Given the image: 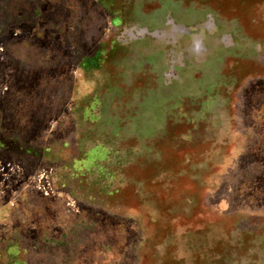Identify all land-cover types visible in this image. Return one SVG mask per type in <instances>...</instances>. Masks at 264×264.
I'll return each instance as SVG.
<instances>
[{"label":"rangeland","instance_id":"374dc122","mask_svg":"<svg viewBox=\"0 0 264 264\" xmlns=\"http://www.w3.org/2000/svg\"><path fill=\"white\" fill-rule=\"evenodd\" d=\"M0 264H264V0H0Z\"/></svg>","mask_w":264,"mask_h":264},{"label":"crops","instance_id":"0c3cea01","mask_svg":"<svg viewBox=\"0 0 264 264\" xmlns=\"http://www.w3.org/2000/svg\"><path fill=\"white\" fill-rule=\"evenodd\" d=\"M162 20L163 21L161 22L160 26H162L163 24H166L167 26L171 25L172 27L168 28L169 30H167V31L160 30V27H159V30L157 29L158 37H159L158 38L159 39V41H158L159 43L158 44H160V42H161L162 46H165L168 42H173L172 45L174 47L175 46L178 47V45L180 44L179 42L183 41L184 44L181 43L183 46L189 45L190 47H195L197 49H201L202 47H204V45L194 44L193 41L190 40V38H189L190 25L180 24L179 21L174 23V22H172V20H170V18L167 21H164V18H162ZM163 42L164 43L167 42V43L164 44ZM159 47H160V45H159ZM170 61L171 60H169L168 56H163V58L161 60H159V61L153 60V62H156V64L159 65V66L167 64ZM192 61H193L192 59H189V62L193 63ZM181 63H183V64H181L182 67H184V66L186 67L187 66V68H192V67H189V65H186L185 62H181ZM185 71H187V70H185ZM190 72H192V74H193V73H195V70L189 69L187 71V73H190ZM198 73L200 74L201 72H198ZM186 77H192V75L188 74ZM194 77H196V76H193V78ZM199 78H201V74H200Z\"/></svg>","mask_w":264,"mask_h":264}]
</instances>
